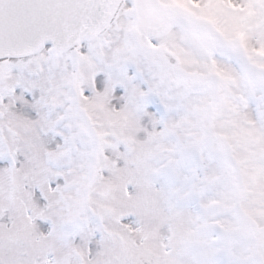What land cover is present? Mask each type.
Returning a JSON list of instances; mask_svg holds the SVG:
<instances>
[{
    "label": "snow or ice",
    "instance_id": "6c2138e0",
    "mask_svg": "<svg viewBox=\"0 0 264 264\" xmlns=\"http://www.w3.org/2000/svg\"><path fill=\"white\" fill-rule=\"evenodd\" d=\"M0 264H264V0H0Z\"/></svg>",
    "mask_w": 264,
    "mask_h": 264
}]
</instances>
